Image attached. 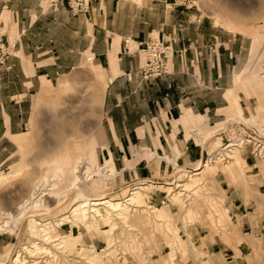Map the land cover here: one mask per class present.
<instances>
[{
  "label": "crops",
  "instance_id": "1",
  "mask_svg": "<svg viewBox=\"0 0 264 264\" xmlns=\"http://www.w3.org/2000/svg\"><path fill=\"white\" fill-rule=\"evenodd\" d=\"M49 2L0 0L1 17L11 30L7 38L16 52V56L0 64V159L12 145L10 137L16 140L24 133L32 98L38 94L39 99L52 90L50 81L75 69L77 60L87 51L95 55L97 62L92 63L109 81L102 95L108 142L102 149L106 163L101 169H108L106 177L112 179L116 175L112 160L116 162L115 186L106 180L103 188L116 196L121 197L122 193L115 187L130 179H169L177 161H196L193 170L225 145L239 142L240 139L224 144L218 141L214 148L208 145L207 137L218 130L221 134L227 132L232 123L258 127L264 133V72L257 82L253 78L243 81L245 70L237 72L236 58H243L248 44L240 33L218 29L194 14L197 7L177 6L175 0H93L91 9L80 15H74L67 7L53 11ZM151 39L163 41L171 51L170 73L156 80H146L140 72L147 60L144 49ZM257 42L253 44L254 56L261 50L262 40ZM231 90L235 98L230 96ZM236 107L239 114L231 113L224 125L198 126L220 122L223 109ZM232 149L237 151L238 159L228 158L227 163L232 160L233 165L221 169L217 176L223 189L225 184L229 186L227 193L241 235H253L247 237L249 241L264 248V198L257 195H264V174L261 169L253 173L243 170L256 169L249 145ZM96 155L99 161L97 151ZM164 181L167 180L161 182ZM238 182L249 186L233 190ZM228 197H224L227 204ZM231 207L229 222L218 226L227 228L233 217ZM256 211L258 217L254 220L252 213ZM163 236L169 247L176 245L171 237ZM248 239L242 244L218 239L207 250L230 264H246L236 256L238 251H246ZM184 250L185 247L180 249ZM199 251L205 255L202 264H214L208 252L201 248Z\"/></svg>",
  "mask_w": 264,
  "mask_h": 264
},
{
  "label": "rangeland",
  "instance_id": "2",
  "mask_svg": "<svg viewBox=\"0 0 264 264\" xmlns=\"http://www.w3.org/2000/svg\"><path fill=\"white\" fill-rule=\"evenodd\" d=\"M192 2L195 3L197 7L194 14L199 18L212 22L218 29L230 33H240V36L247 38L248 44L245 50L246 53L244 52L242 59L236 58L237 72L245 70V73L242 74L244 78L243 81L251 80V78H253L254 82H257L259 74L264 72V0H192ZM1 21L5 31L8 32L9 30L11 32L3 18ZM258 40H262L261 50L256 56H254L253 44L254 41L258 43ZM169 53H171V51ZM90 55L94 54L91 51L85 52L82 55V59L77 60V67L75 69H69L56 77L54 81H50L54 86L52 90L44 93L39 99L38 94L34 96L32 98L33 104L30 111V118L27 119V125L23 129L24 133L16 140H14V136H9L12 141V143L9 144L12 145L9 146L8 151H5L3 155H1L0 176L2 173L12 172L13 168L20 163L22 164V167L19 168L18 173L15 174V176L0 185V211L13 212L15 216L12 219L9 218L10 222H7L6 224L4 222L9 220H7V218H2L3 216H1L2 219L0 220V225H2V229L0 228V253H5L11 249L13 250V254H16L17 251L21 250V253H23L22 256L24 257L25 253L23 247H31L35 243H38V245L40 243L42 244L41 240L44 239L43 237H41V240L35 239V241H33L29 235V222L32 218H35L42 222V226L39 228L42 229L48 227L47 231H49L48 233H50V235L59 236L61 238L66 236L63 238L65 243H62L61 245H67L69 248H76L77 245L80 246V248H86L90 245L92 255H99V257H96L95 261L102 263L103 259L104 261L107 260L104 255L108 254L109 246L103 241L101 238L103 234L99 232L95 225L92 231H85L82 228L73 226L74 224L71 225L72 223L70 221L61 227L54 225H57L59 222L58 219L65 215H69L73 210V206L76 203L75 201L78 200V198H76V195L78 194L76 193V190L62 194L59 198L61 201L60 205L54 209L47 208V205L54 207L58 202V199L56 200L54 197L50 198L48 195L43 196V200L38 206L36 203L34 204L30 198L33 194L31 185L32 179L39 175L47 160L51 158L63 159L67 155V152H71L70 148H72L73 144L75 145L74 136H76L75 131L77 130V135L83 143L86 141L83 140L86 137L89 141L94 142V148L98 152L99 159V161L88 162L89 164L82 162L81 171L80 173H77V176L79 175L83 179L79 182L77 188L80 189L86 182L92 186L96 185L97 189L100 190L106 185V180H108V183H113L115 186L114 182L118 177V173L115 164L116 162L114 160H112V162L116 170V175L112 179L109 177H106L105 179V176L100 175L101 172L98 174L96 173L97 171L107 172L108 170L101 169L106 163V159L102 156V149L108 142L106 135L108 120L103 119L104 99L102 100V95L104 88H102L101 85L102 77L99 74L100 72L98 71V68L92 63L93 61H97L95 59L93 61H88L87 57ZM143 57L147 59L145 52ZM62 80H68L69 83L67 85L62 84L60 83ZM236 81L240 80L236 78ZM251 81L250 84L253 85ZM237 85H239L238 82ZM88 86L91 88H88ZM93 90L96 91L94 92ZM91 92L93 94H90ZM233 92L234 90H231L229 94L232 98H235ZM90 95H94V98ZM258 95L259 94H257V99H260ZM100 96L102 98H100ZM222 112L224 113L222 121L217 123H201L200 125L198 124V126H201L202 128L221 126L225 124L231 113L239 114L237 107L233 109L225 108ZM67 119L78 120L77 127L74 128L70 123H63L64 120ZM196 127L197 126H195V128ZM227 129L228 131L222 134L218 133L220 130L213 132L208 140V145L210 146L212 144V148H214V143L216 144L218 141H220L221 144L226 143L228 140L236 139H240L239 142L251 141V143H248V152L256 163V169L244 168L243 170L248 173H253L261 169L264 174V159L262 160L259 158V160H257V156L254 154L257 147L255 143H257L258 140L264 142V134L259 131L260 129L258 127H250L245 123H232ZM21 140H27V145L21 147L19 145ZM198 141L201 142V138ZM232 153L235 154L234 158L237 160V151ZM225 160L223 161V158H221L220 160H215V163H210L206 168L202 166L195 170H192V167L196 161L189 162L188 160H181L172 165L171 174L174 173V175L169 179H150L152 177L139 179L136 177L130 179L128 183L121 187H115V190L118 193H122L121 197L123 198L124 195L129 193L133 186L139 183L150 182L155 186H166V188L156 187V190L150 192L149 195L150 197L152 195V198L143 193L142 197L137 199L150 202V205L153 203L151 206L159 209V212L153 209L156 211L152 214L154 217H145L140 221L141 224L138 227L135 226L134 229H132L134 226L129 227L132 231L128 230V228L122 224L115 225L114 230L111 228V236L108 235V237L114 238V234L117 233L120 235L119 239H116L115 242L112 243L117 250V254H114L115 259H112L113 262L111 263L202 264L205 255L200 254L199 248H201L209 253L214 264H230L214 252L208 251L207 247L213 246L218 239H222L227 244H231V242L235 240L237 243L242 244L247 241V237H252L253 235L245 237L241 235L242 232L240 230L239 220L237 221L235 211H233L231 207V202L227 193L229 186L225 184V186H223L224 189L221 187V180L217 174L221 169L233 165L232 160L229 163ZM85 164H87V166ZM88 166L92 168L93 171L90 170ZM202 170L204 171L201 174L194 175ZM93 172L94 174L92 175ZM89 173L91 174L89 179L84 180ZM222 173L226 175L225 172ZM189 175L193 176L190 182L188 181ZM77 176L76 174H73V176H71L72 180H75ZM226 178L227 183L232 185L227 175ZM177 179L188 184V188L191 186L192 191L191 193L188 191H182L183 195L180 194V196L174 201L170 199L171 191L174 189H169V187H174L170 182H174ZM72 180L70 178L69 182ZM93 180H96L95 183H93ZM163 180L167 181L161 182ZM59 182H61V180L57 182L58 186L56 189H61L64 186ZM253 182L255 181L253 180ZM67 185H69V183H67ZM247 186L238 182L233 190L241 187L247 188ZM196 190H198V194L194 195L193 199L186 202L185 200L188 196L185 195L190 193L191 197L192 193ZM104 192L109 193V196H114L110 191L104 190ZM172 192L174 193L175 191ZM253 194L256 195L257 193ZM38 195L39 192L34 195V197ZM225 195L228 197V204L230 205L233 214L232 220L227 228L218 226L221 223L227 224L229 222L227 218L229 205L225 202ZM257 195L264 198L263 194ZM192 202L194 203L191 208H189L187 205H191ZM24 203H26V208L25 206L22 207V204ZM261 211H263L262 208ZM47 212H50V214ZM186 212L188 214H186ZM156 213L159 215L157 216ZM252 217L256 220L258 212L256 211V213H252ZM45 224L47 225L45 226ZM104 228L106 230L110 229L109 227ZM38 232L42 235L46 233L44 231L41 232L40 230H38ZM131 233L136 237L135 239H137V241L133 240L131 242V239L129 238ZM163 234L171 237L172 242L175 240L176 245H171L170 248L169 243ZM76 236L78 237L75 238ZM127 238H129V240ZM183 238H185L186 241H183ZM133 242H139L140 244H133ZM248 244L249 246L246 248V251L244 253L238 251L236 257L243 258L246 264H264V248L256 246L254 241L250 242L249 239ZM135 245L136 247H134ZM45 246L48 247V245ZM36 247L38 246L36 245ZM137 247H145L143 249L144 254L141 252H135L134 250ZM182 247H185L184 251H180ZM53 248L54 247L49 245L52 254L57 252L56 249ZM27 254L31 256L29 251H27ZM59 254L60 253H58L57 256H59ZM199 254L201 256H199ZM44 255L46 254H43V256ZM141 255H143V257ZM48 257L49 259H52L50 255H47L43 259L39 258V261L46 260ZM32 259L37 260L36 258H30V260ZM63 259L66 260V258H62L56 262V264L64 263Z\"/></svg>",
  "mask_w": 264,
  "mask_h": 264
},
{
  "label": "bare ground",
  "instance_id": "3",
  "mask_svg": "<svg viewBox=\"0 0 264 264\" xmlns=\"http://www.w3.org/2000/svg\"><path fill=\"white\" fill-rule=\"evenodd\" d=\"M88 57H87V59H88ZM90 61H92V60H90ZM98 71H100V70H98ZM110 74H111V72H110ZM261 78L264 80V75ZM112 80H113V78H112ZM101 82H102L101 83L102 88L105 89V87L109 81L107 82L106 78H102ZM60 83L67 85L69 83V81L68 80H62ZM89 86H88V88H91ZM99 93H100V91H99ZM90 94H93V93L91 92ZM101 95H102V93H101ZM90 96L92 98H94V95H90ZM91 97H90V99H91ZM100 98H102V97L100 96ZM230 119H231V117H230ZM246 120H247V118H246ZM63 123H70L71 125L74 126V128H76L78 125V120L67 119V120H64ZM75 133H76V136L73 135L75 137V145L73 144L72 148H70L71 152H69V153L67 152V155L63 159L51 158V159L47 160L44 163V166L42 167V170L39 173V175L32 179L31 185H32V189H33V194H32V197L30 196V198H31L32 202L34 204L36 203L38 206L41 203V201L43 200V196L48 195V197H50V198L54 197V198H56V200L58 199V202L56 203V205L54 207H50L49 205H47L48 209H54L58 205H60L61 201L59 200V198L61 197L62 194H64L65 192H69V191L72 192L73 190H76L77 191L76 193H78L76 195L77 196L76 198H78V200L75 201L76 203L73 206V210L71 211V213L69 215H65V216L61 217L60 219H58L59 222L57 223V225L56 224H54V225L61 227L65 223L67 224V222L70 221L72 223L71 225L74 224L73 226H76L78 228H82L85 231H89V230L92 231L94 229V227L96 226V228L99 230V232H101L103 234L101 238L109 246L108 254L104 255V256H106L107 260L104 261V259H103L102 263H100L99 261H95L96 257L97 256L99 257V255L98 254L96 255L95 253L94 254L96 256L92 255V250L90 249L91 248L90 245L88 246L89 248L88 247L80 248V246H78V245H77V247L75 246L76 248H69L67 245H65V246L61 245L62 243H65L63 238H65L66 236H63L61 238L59 236L50 235V233H48L49 231H47L48 227H44L42 229L39 228L42 226V224H41L42 222L38 221L35 218H32L29 222V228H28V231L30 230L29 235L31 237V240L33 239V241H35V239L41 240V237H43L44 239L41 240L42 244L40 243L38 245V243H35V244L31 243V244H33L31 247H26V246L23 247V250L25 253L24 257L22 256L23 253H21V250L17 251L16 254H13V250H11V249L5 253H0V264H42V263H44V264H56V262H58L62 258H66V260L63 259L64 264H83V263L84 264H87V263H89V264H113L111 262H113L112 259H115L114 254H117V250H116V248H114V246H113L114 244H112V243H114L115 240L119 239V237H120L119 233H117L118 235L114 234L115 239L108 237V235L111 236L110 235L111 231L115 229L114 226L118 225V224L119 225L122 224V225L126 226L128 228V230L132 231V229H134L135 226L138 227L141 224L140 221L143 220L145 217H151V216L154 217L152 214H154L156 211H154L153 209H155L159 212V209H156L153 206H151L153 203L150 205V202L141 201V200H137V199L139 197H142L143 193L146 195H149L150 192H153V190H156V187H165L166 188L165 185L155 186L154 184H152L150 182L139 183V184H136L135 186H133V188L129 191V193L127 195H124L123 198L116 196V195L109 196V193L104 192V189L98 190L96 185L92 186L90 184L91 185L90 186L86 182L84 183V185L80 189H78L77 185L83 179L81 176H79V175L77 176V173H80V171H81V164H82V162L88 163V162L96 161V159H97L96 151L97 150H95V148H94V142L93 141H89V139L87 137L86 138L83 137L84 138L83 140H86L83 143V141L77 135L78 130L75 131ZM207 138H210V137H207ZM27 140H21L19 142V145L21 147L26 146ZM90 140H92V139H90ZM248 143H251V141H248V142H230L221 150L222 152H219V153L215 152L216 154L215 153H214V155L211 154L212 156H209L207 154L209 157H207L205 161H203L204 160L203 159L202 162H199L198 164H196V167L193 168V170L199 169L202 166H204L206 168L210 165V163H215L217 160H220L221 158H223V161L225 159L227 160L228 158H229L228 160H230L233 157H235V154L232 153L233 152L232 148H234V147H241L242 148L243 147V149H244V147L247 146ZM255 145L257 147L255 149L254 154H256L258 159L260 158L263 160L264 159V142L259 140L258 143H256ZM237 163H238V161H237ZM85 165L87 166V164H85ZM20 167H22L21 163L19 165H17L16 167H14L12 172L2 173V175L0 176V185L3 184L4 182H6L11 177L15 176V174L18 173V170ZM108 167H109V165H108ZM88 168L93 171V169L90 168L89 166H88ZM205 168H204V170H205ZM204 170H202L201 172H197L194 175L201 174ZM99 172H101L100 175H102V176L106 177V175H108V170H107V172L97 171L96 173L98 174ZM102 173H104V174H102ZM73 174H76V176H77V178L75 180H72L71 176H73ZM93 174H94V172L92 173V175ZM97 174H95V175H97ZM90 175H91L90 173L88 175H86L87 177L84 180L89 179ZM188 177H189L188 181L190 182V180L192 179L193 176L189 175ZM70 178L72 181L69 182ZM60 180H61V182H59V183H62L64 186L61 189H56V187L58 186L57 182ZM188 181H187V183H188ZM67 183H69V185H67ZM170 183L173 184L174 187H169V189L172 188V189H174L172 191H175L174 193L171 191V194H170L171 200L175 201L180 196V194L183 195L182 191H184V192L188 191L190 193L192 191L191 186H190V188H188L189 185L183 183L182 180L177 179L174 182H170ZM187 189H190V190H187ZM38 192H39V195L34 197V195H36ZM197 192H198V190L194 191L192 193L191 197H190V193L186 194L185 196H188V198L186 197L187 199L186 200L184 199V200L187 202L190 199H193L194 195L198 194ZM149 197H150V195H149ZM150 198H152V195ZM193 203L194 202H192L191 205L189 204L190 206L189 205H187V206L189 208H191ZM25 204L26 203L22 204V207H24ZM25 208H26V206H25ZM47 213L50 214V212H47ZM37 214H39V213H37ZM186 214H188V213L186 212ZM158 215L159 214H157V216ZM1 216H3L2 218H7V220H9V218L12 219L13 217H15L13 212H7V211H0V220L2 219ZM189 216H191V215H189ZM28 220H29V218H28ZM7 222L9 223L10 220L5 221L4 223L6 224ZM46 225L47 224H45V226ZM131 226H134V227H132V229H130L129 227H131ZM104 227H109L110 229L106 230ZM0 228L2 229V225H0ZM111 228H112V230H111ZM38 230H40L41 232H43V231L44 232L47 231V232L42 235L40 232H38ZM69 235H67V236H69ZM133 236L134 235L132 233L129 235L131 242L133 240L137 241V239H135L136 237L135 236L133 237ZM77 237L78 236H76L75 238H77ZM107 237H108V239H107ZM129 238H127V239L129 240ZM125 240H126V236H125ZM136 243H139V242H133V244H136ZM36 245L38 247H36ZM45 245H48V247H46ZM49 245L51 247H54L57 252L52 254V252H50ZM134 247H136V245ZM144 248H142V247L138 248L137 247L134 251L135 252H141L144 254V250H143ZM32 249H34V250H32ZM131 249H132V247H131ZM27 251H29L31 256L29 254H27ZM58 253H60L59 256H57ZM43 254H46V255L43 256ZM47 255H50V257H52V259H49V257H48V259H46V260H40L39 261V258L43 259ZM137 255H139V254H137ZM141 256L143 257V255H141ZM30 258H36L38 261L33 260V259L30 260ZM150 264H152V263H150Z\"/></svg>",
  "mask_w": 264,
  "mask_h": 264
},
{
  "label": "built area",
  "instance_id": "4",
  "mask_svg": "<svg viewBox=\"0 0 264 264\" xmlns=\"http://www.w3.org/2000/svg\"><path fill=\"white\" fill-rule=\"evenodd\" d=\"M92 1L93 0H50L49 7L52 8L53 11H58L62 7H67L74 15H80L87 13L91 9ZM175 4L187 8L196 7L192 0H175ZM1 20L2 17L0 14V64L4 65L11 57L16 56V52L14 46L7 38V32ZM169 51V47L159 39H151L146 44L144 52L147 60L140 71L144 78L156 80L170 73L168 70ZM94 59L95 55H90L88 57L89 61H93Z\"/></svg>",
  "mask_w": 264,
  "mask_h": 264
}]
</instances>
